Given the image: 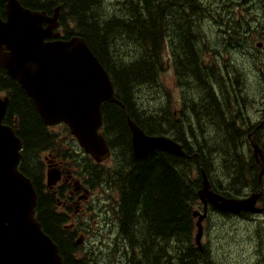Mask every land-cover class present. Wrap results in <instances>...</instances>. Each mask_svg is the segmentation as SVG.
<instances>
[{
	"label": "trees",
	"instance_id": "trees-1",
	"mask_svg": "<svg viewBox=\"0 0 264 264\" xmlns=\"http://www.w3.org/2000/svg\"><path fill=\"white\" fill-rule=\"evenodd\" d=\"M19 1L28 9L44 11L48 15H52L55 9L60 7L64 39L74 36L84 38L110 75L118 102L108 103L103 108V128L114 152V165L104 179H99L96 170L90 171L86 179L93 185L99 184L104 190L107 187L109 189L106 190V204L118 218L126 245H134L133 254L129 251L123 254L125 261H129V264H161L165 259L166 264H216L210 247L203 245L200 250L194 242L196 220L193 213L201 208L198 193L203 187L202 171L206 172L215 192L226 197H237L241 194L244 183V180H241V165L230 163L220 166L224 170L223 175L228 179H224L225 186L222 183L216 185L212 182L214 167L204 162L202 152L199 159L194 158L197 162L192 160L191 133L186 132L181 123L185 115L175 118L174 111L163 110V119L161 116L147 117L145 112L138 109L135 95L140 86L158 85V76L162 70L158 68L161 65L158 62L162 53L160 44L163 36L172 33L168 26V14H171L172 10L178 9L183 17L180 19L183 23L178 33L183 30L185 32V35L183 32L180 34V40L188 49V58L192 60L190 67L193 69L190 70L187 64L177 65L175 75L182 76L178 78L179 82L187 83L189 80L185 79L186 75L191 73L190 77L200 70V65L191 57V52L196 44H205L206 40L200 30L196 33L197 27H192L191 17L198 15L199 19L210 18L220 30L218 18L224 21L222 14L226 17L229 14L227 27L224 26V29L220 30L224 36L226 34L229 37V40H226L227 45H250L255 41L251 36L255 19L248 14L233 19L236 9L246 7L249 11L250 0H225L224 3L229 4L225 6L224 11L221 10L222 14L216 12L218 16L213 9L210 10V4L208 8L204 7V2L208 0H115L114 5L106 11H103L104 0ZM3 9L4 2L0 0V15H4ZM186 22L190 24L187 25ZM134 25L142 30L141 37L132 36ZM199 25L198 29H201V22ZM188 28L192 32H189ZM172 34L174 37V33ZM126 41L138 48V54L133 61L127 59H130V55L133 59L134 55L120 52L119 46ZM219 44L221 40L215 46L219 47ZM119 56L125 61H121ZM215 80L216 83L220 82L218 78ZM203 87L207 88L205 84ZM0 92H6L10 98L5 124L11 125L8 122L10 117L18 118L17 135L23 143L21 172L34 184L39 185L41 170L36 155L47 150L52 141V133L39 116L34 102L2 68ZM183 104L188 105L189 101ZM129 118L148 135L170 134L172 139L182 145L187 157L180 158L152 150L145 158L136 159L132 154ZM234 142L231 137L230 143ZM254 184L264 187V176L256 177ZM52 205H56L53 196L39 192L37 220L42 230L58 245L64 264H89L88 259L75 257L74 242L67 241L68 231L63 228L66 221L63 216L53 211ZM90 208L93 209L94 205H90ZM210 212L234 217L213 208ZM106 215H109L108 211ZM142 227L146 228L147 235L142 242H138L137 230L140 228L141 231ZM263 230L261 229V232ZM157 240L166 245L161 261L163 250L156 245ZM172 244L174 246H171ZM261 244L264 247V239ZM261 250L264 254V248ZM94 251L98 256L108 255L103 250V242ZM114 253L118 258L116 248ZM90 256L91 260L96 259V256ZM101 258L104 257H99ZM263 262L264 257L262 264Z\"/></svg>",
	"mask_w": 264,
	"mask_h": 264
},
{
	"label": "water",
	"instance_id": "water-1",
	"mask_svg": "<svg viewBox=\"0 0 264 264\" xmlns=\"http://www.w3.org/2000/svg\"><path fill=\"white\" fill-rule=\"evenodd\" d=\"M4 2L6 20L0 16V67L33 100L46 126L66 124L86 153L98 162L104 161L110 153L106 139L99 133L101 105L118 102L105 68L84 38H60V7L47 15L25 8L19 0ZM9 102V97L0 98V264H64L58 245L35 218L36 191L18 171L22 142L11 127L3 125ZM128 122L136 159L145 158L155 149L187 157L182 145L173 139L148 136L130 118ZM256 150L259 151L257 146ZM202 175L203 187L198 195L203 212L193 213L198 219L196 244L200 249L202 223L209 206L232 214L262 211L255 208L256 195L247 200L224 197L211 189L204 170ZM59 180V172H49V184Z\"/></svg>",
	"mask_w": 264,
	"mask_h": 264
},
{
	"label": "rangeland",
	"instance_id": "rangeland-1",
	"mask_svg": "<svg viewBox=\"0 0 264 264\" xmlns=\"http://www.w3.org/2000/svg\"><path fill=\"white\" fill-rule=\"evenodd\" d=\"M224 1L225 0H208V2H204V7L208 8V5L212 4V9H217V13L220 15L222 14V11L226 9L225 6L229 4L224 3ZM263 2L264 0H250L249 11L246 10V7L238 8L235 10L236 15L233 17V19L241 15L248 14L249 17L255 19V26L258 28H262V25L260 23L264 22ZM114 3L115 0H104L105 6L103 5V11H106V9L110 8L112 5H114ZM172 12L171 14H168V26L172 33H174L175 38L173 37V34L169 32L165 36H163L162 43L160 44L162 46V53L160 61L158 62L161 65L158 68L162 70L158 76V85L154 87H149L145 85L140 86L137 89L135 95V100L138 109L145 112V116L147 115V117L161 116V118L163 119V110H167L168 112L174 111V117L179 118L176 116L175 113H178L184 101H189V103L190 101L192 102L197 96V92L200 90L199 88H197L196 80H200L201 77L197 74H194L190 77L189 75L191 73L187 74L185 77V79L189 80L187 83H182L178 80L176 82V65L187 64L190 70L193 69L192 67H190L192 64V60L188 58V49L186 48V45H184L180 40V34L184 30L178 33V29L182 27L180 19H182L183 17L180 15L178 9L172 10ZM222 18L224 19V21H221V19L219 18L220 30H223L224 26L227 27V22L229 21V18L226 17L225 14H222ZM230 24H232V22H230ZM254 24L251 33L252 38L256 39L255 42L257 40L264 41V39L259 37L260 31L255 33ZM132 28L134 31L132 33L133 37H137L138 35L139 37L142 36V34H140L142 30L137 28V26L135 25L132 26ZM187 30L189 32H192L191 30H189V28ZM197 30L202 31L203 33L201 34L206 37L205 44L201 43L199 44V46L206 44L215 46L217 45L219 40H221V44H219V47L227 45L226 40H229V37L226 34L224 36V34L221 33L222 31L217 29V25L213 20L203 22L201 29H198L197 27ZM60 32L62 35H64L63 29H61ZM182 34L185 35V32H183ZM169 42H171L172 44V53L170 55H168V49L170 46ZM255 42L250 45H245V47L248 48H242L240 51L231 50V52L227 55V57H229L230 59V63L232 65L231 67H234L235 70L243 73L242 75L245 77L246 81L251 84H255L256 82L259 83L258 78L262 77V72H258L259 61L264 62V58L262 60L257 59V53L253 47L255 46ZM175 47H177V49H175ZM195 47L192 50L191 55L194 54ZM119 49L121 53L134 55L133 59L130 55V59H127V61H133L135 59V56L138 54V48H136L132 43H127V41L124 42V44H122L121 46H119ZM242 55H244L245 57ZM119 58L121 59V61H125L124 58L120 56ZM162 71L164 72L162 73ZM202 93H204V88H202ZM0 95L4 96L3 93H0ZM210 110L214 111V109L211 108ZM191 119V110L188 108V106H186L185 118L181 122L186 132L188 128L192 129L193 123ZM202 124H204L203 121ZM162 126L166 127V125ZM51 133L52 141L50 142L47 150L40 152L36 155L37 164L40 170L45 174L43 179L45 185L47 183L46 174H49V172L52 171L59 172L62 170L53 166V157L51 155L55 153V150H57L60 155L66 154L69 157L70 151H76L77 153L81 154L82 152L84 153L83 149L78 145L77 141L71 135L66 125L54 128ZM209 134H211V132H209ZM165 135L171 136L170 134ZM204 138L206 139V136ZM222 138L223 137L220 134L216 140L209 144V146H215L214 144L220 145V141L222 140ZM199 141L200 139L198 140V142ZM119 152L121 153V150ZM211 153L212 155H210V157H212L211 159L214 160L215 157L213 155L216 154H214L213 152ZM62 161L64 163V168H70L72 171H75V168L78 169V158L72 160L70 157V159H62ZM213 167L214 175L212 174V182H215V184L218 186L219 183H222L225 186L223 175L224 170H222L220 166H214V164ZM126 169L127 168H124V170ZM109 170L110 164H107L102 168L96 167V172L98 174L99 179H104L106 173ZM77 177L79 179V183L81 182L85 185V187L92 193V196L96 201L98 199L102 200L108 195L106 191H104L102 187H100L99 184H95L92 186L86 184V176L82 177L81 175H77ZM70 187H72L73 190L77 191L73 183L70 184ZM45 190L47 191L48 188H46ZM65 193L67 194L68 191H66ZM237 197L240 198L241 194H239ZM90 205H92V199H90L88 193H86V196L81 199L78 206V209L81 212L72 215V218L69 221L70 225H75V227L77 228L72 231L73 233H76L75 236H84V239L86 240V244L84 241V243L80 245L81 248L75 249V257L86 258L88 259L89 264H118L120 263V261H122L123 264L125 261L123 254L126 252L127 246L125 241L121 237H119L118 234L108 232L107 224L104 222L102 217L96 216L93 211L89 210ZM255 206H257V202ZM86 218L88 219V224L83 225L78 229V225L81 222L85 221ZM203 226L204 236L202 244L208 245L210 247L212 253L211 255L216 264H262V258L264 257V254L261 250L262 248H264L261 244V240L264 239V230L263 232H261V229H264L263 216L256 214L254 216V221L248 222L244 221L242 218L229 217L224 214L210 212L208 218L204 221ZM137 232L138 242H142L144 238H146L147 230L146 228L142 227V230L140 231V228H138ZM97 233H100L102 237L98 236ZM141 234H143V236ZM195 234L196 230L194 232V236ZM101 242H103L104 252H107L108 255L98 256V253L94 251V249L101 246ZM156 245L163 250V254L160 255L161 261V258L164 255V246L166 245L165 243L163 244V242H160L158 240L156 241ZM117 246L119 247V251L117 252L118 258L121 260H118L114 253V249ZM171 246L174 245L172 244ZM128 251H133L132 247H128ZM90 255L96 256V259L91 260L92 257ZM99 257L104 258L99 259ZM161 264H166L165 259Z\"/></svg>",
	"mask_w": 264,
	"mask_h": 264
},
{
	"label": "flooded vegetation",
	"instance_id": "flooded-vegetation-1",
	"mask_svg": "<svg viewBox=\"0 0 264 264\" xmlns=\"http://www.w3.org/2000/svg\"><path fill=\"white\" fill-rule=\"evenodd\" d=\"M210 5L212 9V4ZM214 11L215 15L218 16L216 14L217 11ZM227 15L229 18L230 15ZM190 20L193 24L192 27H199V22H201L202 27L203 22L212 19H199L198 15H194ZM186 24L189 25L190 23L186 22ZM260 24L262 25V28L260 26V28H258L254 24V31L255 33L260 31L259 37L264 39V22ZM196 32L198 33L199 30H196ZM169 45L168 55L172 53L171 42H169ZM253 47L254 50H256L257 59L262 60L264 58V41L257 40ZM242 48L248 47L228 45L216 47L208 44L202 46L196 44L192 56L193 59H196L195 62L200 65L199 73H196L201 77L200 80H196L197 88L200 90L197 92V96L192 102L190 101L188 105L183 104L178 113L176 112L175 114L177 117L184 116L186 106L191 110V120L193 125L192 129L188 128L187 131H190L191 133V147L193 150L192 160H194V158L199 159L200 152H202L204 162L210 165L224 166L229 165L230 163H238L241 165V180H244V183H242L240 198L248 199L252 195H260L257 200V206L264 209V187H257L254 184L256 177L262 178L264 176H262V170L264 169V62L259 61L258 72H262V77L258 78L259 83L256 82L255 84H251L247 82L242 75L243 73L235 70L234 67H231L230 59L227 57L231 50L240 51ZM181 77L182 76H175L176 82L178 78ZM215 77L220 81L217 82L218 84L216 83ZM203 84L207 86L206 89L203 87ZM202 88H204V93H202ZM106 105L107 103H103L102 108ZM210 108L214 109V111H211ZM202 121L204 124H202ZM8 122L11 124L10 126H16L15 117H10ZM209 132H211V134H209ZM220 134L223 137L220 141V145L214 144L215 146H209V144L216 140ZM205 136L206 139L204 138ZM231 137L233 141H235L233 144L230 143ZM199 139L200 141L198 142ZM256 146L259 151L256 150ZM54 152L55 153L51 155L53 157V166L62 170L60 183L57 184L56 187L49 189L50 192L58 197L56 201L53 196L56 205H52V209L53 211H57L59 215L63 216L66 221L64 229L68 231L66 234L67 241L71 243L74 242L75 245V240L78 236H75L76 233H73L72 231L77 228L75 225H70L69 221L71 220L72 215L81 212L78 209V206L81 199L86 196V193H88V196L92 195L84 184L81 182L79 183L77 175H81L82 177L88 176L90 175V171L96 170V167L102 168L107 164L96 165L85 153L82 152L81 154L76 151H70V157L72 160H75L76 158L79 159V170L74 167L75 171H72L70 168H64V163L62 161V159H70V157L66 154L60 155L57 150ZM211 152L216 154L213 155L215 157H213L214 160L210 157V155H212ZM112 154L113 157L108 163L110 164V168L114 165L113 150ZM194 161L197 162L196 160ZM44 175L45 174L41 171L40 180H38L39 185L33 183L37 192L42 194H45V189L47 188L43 180ZM224 179H228L226 175L224 176ZM85 182L89 186H92L87 180H85ZM72 183L75 185L77 191L70 187V184ZM38 188L40 191H38ZM66 191H68L67 194L65 193ZM89 210L93 211L96 216L102 217L108 226V232L118 234V236L123 239L118 218L109 206L100 204L99 202L98 205H94L93 209L89 207ZM107 211L109 212V215H106ZM255 215L256 214L252 213H242L239 215V218L250 222L254 221ZM261 216L264 217V212ZM86 224L87 220L81 222L78 225V229ZM97 235L102 237L100 233H97ZM132 246L134 245H127L126 251H128V247ZM118 251L119 247L117 246L116 252ZM129 252L133 254V251ZM118 264H122V261ZM123 264H127V262L124 261Z\"/></svg>",
	"mask_w": 264,
	"mask_h": 264
},
{
	"label": "bare ground",
	"instance_id": "bare-ground-1",
	"mask_svg": "<svg viewBox=\"0 0 264 264\" xmlns=\"http://www.w3.org/2000/svg\"><path fill=\"white\" fill-rule=\"evenodd\" d=\"M260 147V146H259ZM254 152V151H253ZM241 155V154H240Z\"/></svg>",
	"mask_w": 264,
	"mask_h": 264
}]
</instances>
